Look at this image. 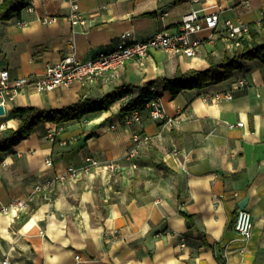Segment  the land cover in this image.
Returning <instances> with one entry per match:
<instances>
[{"label": "crops", "instance_id": "0c3cea01", "mask_svg": "<svg viewBox=\"0 0 264 264\" xmlns=\"http://www.w3.org/2000/svg\"><path fill=\"white\" fill-rule=\"evenodd\" d=\"M74 1L85 23L70 20ZM192 10L201 15L218 10L222 19L244 22L264 44V0H28L18 15L0 20V71L8 69L11 80H34L69 53L87 60L100 50H115L126 31L134 40L176 32ZM47 16L57 19L44 22ZM224 35L221 22L215 41L195 56L152 49L127 60L116 74L84 83L49 91L27 84L0 114V131L18 127L11 112L17 106L61 109L82 96L103 97L121 84H127L128 100L153 80L207 69L233 55V41ZM239 77L248 85H238ZM226 91L233 98L213 97ZM159 93L175 121L154 120L143 109L141 124L126 123L129 112L119 99L81 119L43 121L12 149L0 151V262L264 264V61L247 59L217 84L176 96ZM239 121L245 125L228 126ZM135 131L150 140L129 157ZM87 156L116 168H94L52 191L34 190ZM49 157L52 166L46 164ZM246 196L254 216L248 238L235 230Z\"/></svg>", "mask_w": 264, "mask_h": 264}, {"label": "built area", "instance_id": "2783aa9c", "mask_svg": "<svg viewBox=\"0 0 264 264\" xmlns=\"http://www.w3.org/2000/svg\"><path fill=\"white\" fill-rule=\"evenodd\" d=\"M199 2L201 0H194ZM32 9V7H29ZM70 20L73 24L85 23V19L81 17L79 5L76 1L71 4ZM57 17H45L44 22H53ZM264 19V12L262 13ZM223 24V31L225 38L232 40L233 47L241 45L243 37H249V25L244 22H235L232 19H222L218 10L205 13L201 15L197 10L187 12L176 32L168 33L165 31H158L146 40L132 39V32L126 31L122 33V42L112 51L100 50L96 56L87 59L79 60L74 53L67 54L58 62L48 64L45 72L34 80H27L25 78L10 79V72L8 69L0 71V105L4 106L9 101L14 100L16 94L25 85H33L39 91H49L60 86H70L74 83H84L87 80L95 79L105 74H116V72L124 66L127 60L145 57L152 49H162L168 52L182 53L187 56H195L199 53L200 47L206 42H214L216 36L220 32V23ZM25 23V21H20ZM203 30H209L207 36H202L200 33ZM236 83L240 86L248 85V80L245 77H239ZM154 90V88L152 87ZM209 96H206V98ZM217 100L223 98H233L231 91L217 92L213 95ZM127 96L121 98L124 101L122 107L126 104ZM145 109L154 120L166 119L167 122H173L176 117L168 115L164 106L163 99L159 93H154L150 100L145 104ZM143 109H133L125 117L124 121L129 124L142 123ZM243 121L237 123H228L229 127L244 126ZM54 131H50L49 135L52 139ZM161 137L159 133L157 135ZM150 136L140 131H135L132 136V141L135 143L133 151L128 153L129 157L136 154V151L144 144L148 143ZM178 150H174L177 154ZM54 163L51 157L46 159V164L52 166ZM108 167L111 170L116 168L113 162L102 163L99 159L93 156H87L83 164L68 165L64 170L56 172L50 178L45 179L41 183H37L34 187L35 191L48 190L52 191L57 184H63L68 181H77L83 173L91 172L94 168ZM24 200H18L16 205L18 207L24 206ZM3 210H6L3 207ZM254 227V216L247 208H239L237 211V218L235 222L236 232L248 238L252 234ZM0 264H10L8 259L2 260Z\"/></svg>", "mask_w": 264, "mask_h": 264}, {"label": "trees", "instance_id": "16d2710c", "mask_svg": "<svg viewBox=\"0 0 264 264\" xmlns=\"http://www.w3.org/2000/svg\"><path fill=\"white\" fill-rule=\"evenodd\" d=\"M28 0H4L0 5V20L18 15ZM250 37H243L241 45L233 50L232 56H226L220 63L212 62L207 69H191L180 73L172 79H156L141 88L137 96H130L122 107L126 113L133 109H145V104L154 93L169 91L176 96L186 88H203L220 83L241 69L247 59L259 58L264 61V44L256 41L257 32L250 31ZM154 88V90L152 89ZM129 93L127 84L115 87L103 97L92 99L82 96L79 101L61 109L42 108L38 106H17L11 112L19 121L17 128L7 127L0 131V151H7L26 139L43 121L55 123L81 119L84 115L108 109L113 103ZM160 94V93H159ZM161 95V94H160ZM191 219V217H188Z\"/></svg>", "mask_w": 264, "mask_h": 264}, {"label": "water", "instance_id": "95a60500", "mask_svg": "<svg viewBox=\"0 0 264 264\" xmlns=\"http://www.w3.org/2000/svg\"><path fill=\"white\" fill-rule=\"evenodd\" d=\"M5 113V108L4 106L0 105V114H4ZM248 203V197L246 196L245 198H243L240 202H239V207L240 208H246ZM188 224L190 225V222L188 221Z\"/></svg>", "mask_w": 264, "mask_h": 264}]
</instances>
